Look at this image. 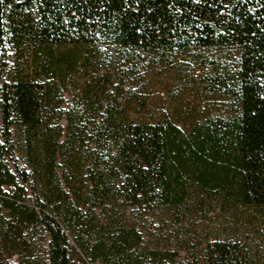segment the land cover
<instances>
[{
	"label": "trees",
	"instance_id": "1",
	"mask_svg": "<svg viewBox=\"0 0 264 264\" xmlns=\"http://www.w3.org/2000/svg\"><path fill=\"white\" fill-rule=\"evenodd\" d=\"M193 213L246 227L202 264H264V0H0V264H182Z\"/></svg>",
	"mask_w": 264,
	"mask_h": 264
},
{
	"label": "rangeland",
	"instance_id": "2",
	"mask_svg": "<svg viewBox=\"0 0 264 264\" xmlns=\"http://www.w3.org/2000/svg\"><path fill=\"white\" fill-rule=\"evenodd\" d=\"M163 74L156 80L149 83L148 90L150 92L149 105L151 110H166L171 108L175 102L181 104L179 109L186 108V105L194 106L198 104L200 86L183 87L180 84L173 85L170 82L163 88L167 78H163ZM163 78V79H162ZM162 79V80H161ZM171 84V85H170ZM169 88V90H168ZM172 92L176 96L169 95L167 92ZM168 92V93H169ZM177 92V93H175ZM201 95V94H199ZM177 99L176 101H174ZM155 222L154 232H162L163 236L159 240L161 246H169L179 251L182 264H202L199 260L200 249L207 242H212L215 239L224 240L229 238L230 234L243 235L246 232V227L243 225L233 226L226 222L222 215H210L209 218H202L196 214H189L188 218L182 220L179 224L173 221ZM40 256L46 257V253L40 252ZM42 259V258H41ZM197 260V261H196ZM16 257L12 258V262L16 263ZM199 261V262H198Z\"/></svg>",
	"mask_w": 264,
	"mask_h": 264
}]
</instances>
